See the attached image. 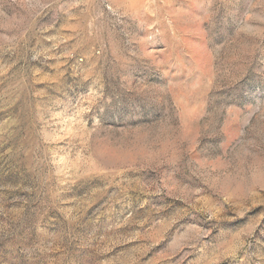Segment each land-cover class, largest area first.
Here are the masks:
<instances>
[{
    "label": "rangeland",
    "instance_id": "obj_1",
    "mask_svg": "<svg viewBox=\"0 0 264 264\" xmlns=\"http://www.w3.org/2000/svg\"><path fill=\"white\" fill-rule=\"evenodd\" d=\"M0 264H264V0H0Z\"/></svg>",
    "mask_w": 264,
    "mask_h": 264
}]
</instances>
